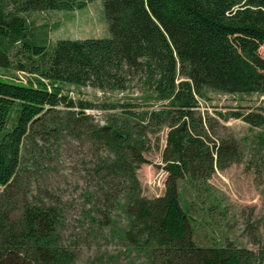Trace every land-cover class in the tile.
I'll return each mask as SVG.
<instances>
[{"label":"trees","instance_id":"16d2710c","mask_svg":"<svg viewBox=\"0 0 264 264\" xmlns=\"http://www.w3.org/2000/svg\"><path fill=\"white\" fill-rule=\"evenodd\" d=\"M91 1L0 0V67L29 76V86L0 80V189L13 185L23 143L45 115L61 106L78 109L73 113L78 120L87 116L84 110L92 105L60 96L61 85L124 91L140 79L167 102V117H178L162 154L168 173L164 194L125 204L131 222L125 237L144 258L139 264H262V255L231 243L197 246L176 182L205 180L239 159L235 142H212L196 113L209 92L264 94V59L258 52L264 43V0H102L109 38L59 39L53 46L29 38L23 13L75 11ZM42 79L49 81L50 93ZM229 117L264 128L261 113L236 112L224 119ZM102 130L115 159L107 168H124V148L134 160L147 162L143 146L128 132L112 125ZM127 171L135 179L130 164ZM60 216L55 206L25 205L16 219L0 211V264H75V253L61 242Z\"/></svg>","mask_w":264,"mask_h":264},{"label":"rangeland","instance_id":"374dc122","mask_svg":"<svg viewBox=\"0 0 264 264\" xmlns=\"http://www.w3.org/2000/svg\"><path fill=\"white\" fill-rule=\"evenodd\" d=\"M22 15L30 28L29 38L47 46L59 39L110 37L102 0L75 11ZM258 52L264 59V43ZM23 73L0 67V80L29 86V76ZM42 81L50 93L49 81ZM60 87V96L87 101L92 107L79 120L73 114L78 109L61 106L43 117V125L23 143L25 155L13 185L6 192L0 189V211L8 210L16 219L25 205L55 206L61 214V242L75 253V264H139L144 258L125 237L131 223L125 204L132 198L150 200L164 194L168 173L162 154L166 134L178 115L167 117V102L159 101L140 79H133L124 91ZM207 97L200 100L196 114L212 142H235L239 159L205 180H177L189 234L200 248L231 243L262 255L264 264V128L237 118L224 119L236 112L264 115V94L209 92ZM109 125L139 141L141 157L147 162L134 160L124 148V168H107L115 159L100 133ZM129 164L135 179L127 174Z\"/></svg>","mask_w":264,"mask_h":264},{"label":"built area","instance_id":"2783aa9c","mask_svg":"<svg viewBox=\"0 0 264 264\" xmlns=\"http://www.w3.org/2000/svg\"><path fill=\"white\" fill-rule=\"evenodd\" d=\"M21 73H23V72H21ZM23 74H26V73H23ZM27 75V74H26Z\"/></svg>","mask_w":264,"mask_h":264}]
</instances>
